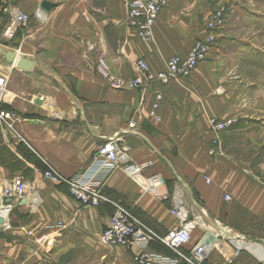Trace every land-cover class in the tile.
<instances>
[{
    "label": "crops",
    "instance_id": "obj_1",
    "mask_svg": "<svg viewBox=\"0 0 264 264\" xmlns=\"http://www.w3.org/2000/svg\"><path fill=\"white\" fill-rule=\"evenodd\" d=\"M126 2L0 0V48L33 65L22 71L6 64L5 106L19 119L16 131L0 121V194L20 176L40 197L35 205L29 192L15 209L13 230L0 228V264H135L140 250L102 241L112 223L110 203L83 207L64 184L43 175L46 164L65 177L84 175L99 146L129 129L131 121L135 132L121 136L130 149L127 159L101 186L106 197L161 237L187 214L199 219L188 247L206 238V264H264V110L233 112L254 84L264 108V0H169L151 43L128 26ZM223 3L231 7L227 23L190 77L144 93L113 90L99 74L101 58L123 79L138 77L140 59L152 74L166 71L171 58L187 57L208 33L206 25ZM21 12L30 20L4 47L3 34ZM249 73L261 77L253 82ZM155 103L160 120L152 116ZM213 118L234 121L222 136L223 156L211 155ZM147 163L137 181L129 168ZM186 198L191 211L182 203ZM195 203L217 221L216 229ZM58 224L67 228L59 230ZM223 228L230 239L241 235L256 247L235 256ZM147 250L172 255L155 241Z\"/></svg>",
    "mask_w": 264,
    "mask_h": 264
},
{
    "label": "built area",
    "instance_id": "obj_2",
    "mask_svg": "<svg viewBox=\"0 0 264 264\" xmlns=\"http://www.w3.org/2000/svg\"><path fill=\"white\" fill-rule=\"evenodd\" d=\"M128 26L137 31L140 39L144 43H151L154 38V27L159 16L169 5V0H127ZM224 13V12H223ZM218 12L209 21L207 26L208 33L196 40L193 49L187 57H173L168 62L167 70L161 73H151L150 68L143 59L138 60L137 68L139 75L137 78L126 79L113 74L110 65L104 58L98 61V72L108 84L109 88L116 91L125 89L141 90L147 92L155 84L167 86L170 82L180 80L184 77H190L196 68L205 62L210 55L211 50L215 47L217 41V32L224 21V14ZM30 17L28 14L21 12L16 13L11 19V23L7 26L3 34V43H9L15 38L17 31L28 23ZM9 75L0 71V121L5 124L8 129L16 131L15 122L19 116L13 111L6 108L9 104ZM158 101L163 99V95H157ZM152 111L153 118L159 119L157 110L160 104H154ZM160 120V119H159ZM234 124L232 119L221 121L213 118L210 122V130L214 133L211 142V155H224L222 146V136L227 129ZM136 122L131 121L130 128L122 131L111 139L105 141L98 148V153L91 163V167L84 175L65 177L56 169L46 164L47 169L43 172L44 178L60 182L64 184L69 194L72 195L83 207H99L102 203H110L114 212L111 217V225L106 228L101 237L105 245L109 247H124L126 249H138L141 252L134 256L135 264H206L209 248L206 245V238L192 247H188L193 238L194 231L201 225V221L194 217L184 218L181 225L168 233L167 236L161 237L156 235L144 222L140 221L131 210L124 207L116 201H110L102 192L101 186L107 177L113 173L120 165V161H126L129 148L122 146L121 136L126 132H135ZM150 163L142 166H131L129 172L137 181H142V170L149 166ZM32 192L35 197V205L40 203V197L37 195L36 187L23 180L22 177H14L10 181L2 193L0 194V228L3 230H13L12 218L16 207L25 200L28 193ZM230 199V197L228 198ZM192 210V209H191ZM190 210V211H191ZM174 214H179L178 209H174ZM216 221V226L218 227ZM59 230L67 228L64 224H58ZM222 234L228 237V246L234 247V254L237 256L244 249L253 250L256 245L246 241L241 235L234 237L229 236L223 228ZM32 235V232L29 233ZM43 239H39V243ZM158 242L171 252V256L161 253L150 252L147 250L152 242ZM188 247V248H187Z\"/></svg>",
    "mask_w": 264,
    "mask_h": 264
},
{
    "label": "rangeland",
    "instance_id": "obj_3",
    "mask_svg": "<svg viewBox=\"0 0 264 264\" xmlns=\"http://www.w3.org/2000/svg\"><path fill=\"white\" fill-rule=\"evenodd\" d=\"M230 6L228 4H224L222 6H219L213 13H212V17L210 18V20L214 17V14L218 13V12H224L223 16H224V21H223V24L222 26L218 29L219 32H217V41H218V36L220 34V32L222 31V29L225 27L226 23H227V15L229 14L230 12ZM209 20V21H210ZM208 24L206 25V28H207ZM216 41V43H217ZM216 43H215V47H216ZM194 46V45H193ZM214 47V48H215ZM213 48V49H214ZM3 49V48H2ZM212 49V50H213ZM4 50L7 51V49L4 48ZM211 50V52H212ZM210 52V53H211ZM209 57V56H208ZM207 61V59H206ZM8 66L6 65V63L4 62L3 58L0 57V71L2 72H6L8 73ZM261 77V74H255V73H249V79H251L253 82L254 80L257 78V77ZM256 84L253 85V87L250 89V92H249V99L247 101L245 100H238L236 101L237 102V106L235 107L234 111L233 112H241V111H255V110H264L263 107H259L261 101L257 98V87L255 86ZM248 105V106H247Z\"/></svg>",
    "mask_w": 264,
    "mask_h": 264
},
{
    "label": "water",
    "instance_id": "obj_4",
    "mask_svg": "<svg viewBox=\"0 0 264 264\" xmlns=\"http://www.w3.org/2000/svg\"><path fill=\"white\" fill-rule=\"evenodd\" d=\"M3 46L7 47L8 42L4 43ZM0 57L3 58V60L6 64H10L12 66H15L19 70H22V71L23 70H25V71H31L32 70L33 65H31V62L19 53H16V52L10 51V50L6 51V50L0 48ZM40 102H41V100L38 99V101L36 103L38 104ZM182 203L189 210H191L193 208V205H191V203L187 200V198L184 199ZM195 205H196V207H198L200 214H202L203 217H206L208 219L209 225L212 227H215L216 226L215 220L211 219L208 216L206 210L202 206L197 205L196 203H195Z\"/></svg>",
    "mask_w": 264,
    "mask_h": 264
}]
</instances>
